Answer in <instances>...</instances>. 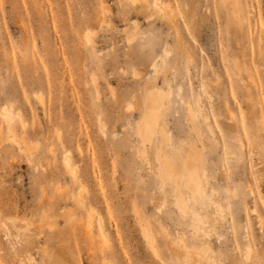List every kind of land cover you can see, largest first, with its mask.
Instances as JSON below:
<instances>
[{"label": "rangeland", "instance_id": "rangeland-1", "mask_svg": "<svg viewBox=\"0 0 264 264\" xmlns=\"http://www.w3.org/2000/svg\"><path fill=\"white\" fill-rule=\"evenodd\" d=\"M141 1L0 0V264H264V0ZM163 145L200 150L186 212Z\"/></svg>", "mask_w": 264, "mask_h": 264}, {"label": "bare ground", "instance_id": "bare-ground-1", "mask_svg": "<svg viewBox=\"0 0 264 264\" xmlns=\"http://www.w3.org/2000/svg\"><path fill=\"white\" fill-rule=\"evenodd\" d=\"M141 9L149 12L151 16H157L159 18L169 20L167 10L163 7L161 3L157 2V0H153L151 2H147L146 0H144L142 2ZM155 91L156 90L150 93H147V95L145 96L143 118L137 125V132H138V136L141 140L142 145L147 142L152 144L153 141H157L156 135H155L156 136L155 140L152 139L151 132L157 131V130L161 131L162 125L160 124L161 121L157 123L158 117L160 116V114H163L164 112L163 113L161 112L165 111L166 109L164 108L165 110L162 109L161 111L162 104L159 101V99L161 98V96L163 97V95L159 96L158 98ZM164 100L167 102L166 99ZM165 101L163 103L166 105L167 103H165ZM165 105H162V106H165ZM187 113L189 117L188 126L190 130L195 135L199 136L198 127L196 126V121H195L194 115L192 114L190 108H188ZM0 117L6 123L9 121L10 122L14 121L13 119L14 116L12 117V113L6 109L0 112ZM161 119L162 118H160V120ZM18 120L21 122L20 118ZM158 133L156 134L158 135ZM164 147L165 146L163 145L162 148L164 149ZM162 148L158 147V149H156L157 155L155 157V160L157 161L156 164L158 165L157 173L164 183H167V182L172 183V186L174 187L175 200L177 202L179 209L181 210L179 213L186 212L185 211L187 209L186 205L188 204L186 203L185 197H184L185 191L190 192L194 200L196 201L202 200L201 198L203 195V186H202L200 178L202 177L201 174H202V163L203 162H202L200 150L196 148L195 146H185L182 148L183 156L180 158L178 157L174 158V157L167 156L166 153H164L165 149L162 150ZM213 205L216 210L219 209L218 203L216 204L213 202ZM216 222H217V219L215 218L214 224H216ZM99 230H100V233H103V231H101L102 229H99Z\"/></svg>", "mask_w": 264, "mask_h": 264}]
</instances>
